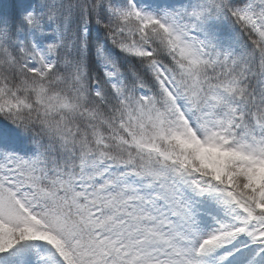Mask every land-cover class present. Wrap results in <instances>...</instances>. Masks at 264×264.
Returning <instances> with one entry per match:
<instances>
[{
  "label": "snow or ice",
  "instance_id": "obj_1",
  "mask_svg": "<svg viewBox=\"0 0 264 264\" xmlns=\"http://www.w3.org/2000/svg\"><path fill=\"white\" fill-rule=\"evenodd\" d=\"M0 264H264V0H0Z\"/></svg>",
  "mask_w": 264,
  "mask_h": 264
}]
</instances>
